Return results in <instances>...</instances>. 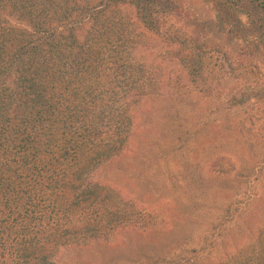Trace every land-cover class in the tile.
<instances>
[{"label":"trees","instance_id":"1","mask_svg":"<svg viewBox=\"0 0 264 264\" xmlns=\"http://www.w3.org/2000/svg\"><path fill=\"white\" fill-rule=\"evenodd\" d=\"M211 1L219 22L230 25L228 35L260 37L254 15L246 25L236 12L264 8V0ZM175 6L176 0H0V264H63L59 255L68 248L111 245L122 231L156 227L145 206L96 173L124 155L143 98L162 89L161 65L138 55L144 30L162 36L200 92L215 89L208 72L217 63L174 28L168 13ZM259 150L251 157L214 153L211 171L220 187L260 196L264 146ZM240 228L228 225L222 241L212 239L207 258L264 264V222L229 248Z\"/></svg>","mask_w":264,"mask_h":264},{"label":"rangeland","instance_id":"2","mask_svg":"<svg viewBox=\"0 0 264 264\" xmlns=\"http://www.w3.org/2000/svg\"><path fill=\"white\" fill-rule=\"evenodd\" d=\"M252 7L240 8L236 14L246 25L253 14L260 37L228 35L230 25L219 22L211 0H176L168 13L174 28L182 36L189 33L217 63L214 72H208L217 81L211 95L190 83L178 61L167 53L161 35L144 30L138 55L161 65L163 86L139 105L127 151L100 167L96 177L145 206L156 227L122 231L111 245L68 248L59 255L61 263L175 264V259H181L185 264L190 259L216 264L206 252L212 239L219 243L228 225L237 224L241 234H232L228 244L236 247L264 222V182L259 184L260 196H236L239 187L222 189V181L211 171L214 153L251 157L264 146V8ZM248 143L254 144L251 152ZM219 144L223 148L214 147ZM194 250L202 256L195 259ZM154 255L164 260L149 259Z\"/></svg>","mask_w":264,"mask_h":264}]
</instances>
